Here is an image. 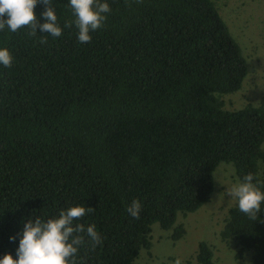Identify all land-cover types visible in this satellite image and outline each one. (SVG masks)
<instances>
[{
  "label": "trees",
  "instance_id": "1",
  "mask_svg": "<svg viewBox=\"0 0 264 264\" xmlns=\"http://www.w3.org/2000/svg\"><path fill=\"white\" fill-rule=\"evenodd\" d=\"M108 3L87 43L67 0L52 5L59 37L0 31L13 56L0 67V256L15 255L19 237L9 236L29 217L81 205L92 211L73 224H94L102 240L85 238L76 264H137L154 224L183 237L179 214L209 203L220 164L238 180L251 173L264 191V101L225 108L248 61L215 2ZM43 10L34 9L41 23ZM133 200L139 218L127 212ZM222 237L264 264V203L254 217L231 208ZM196 260L215 264L212 247L199 243Z\"/></svg>",
  "mask_w": 264,
  "mask_h": 264
},
{
  "label": "clouds",
  "instance_id": "2",
  "mask_svg": "<svg viewBox=\"0 0 264 264\" xmlns=\"http://www.w3.org/2000/svg\"><path fill=\"white\" fill-rule=\"evenodd\" d=\"M54 0H0V31L16 32L22 27L31 28V34L46 33L53 38L62 35V26L58 22V14L52 6ZM37 4H43L40 13L44 22H39L34 11ZM76 28V39L79 43L91 40L90 33L99 29L111 11L108 0H67ZM65 22L63 27H69ZM43 42V41H42ZM13 56L7 47L0 46V67H11ZM231 199L236 201L238 209L254 217L261 212L264 203V191L254 182L251 173L245 174L228 191ZM141 204L133 200L127 207L128 214L139 218ZM92 211L91 207L81 205L60 209L55 216L29 217L19 233L9 236L10 241H16L18 246L15 255L6 253L0 256V264H76V253L88 242L93 246L101 243L102 237L94 224L85 226L73 221ZM176 264H180L177 260Z\"/></svg>",
  "mask_w": 264,
  "mask_h": 264
},
{
  "label": "rangeland",
  "instance_id": "3",
  "mask_svg": "<svg viewBox=\"0 0 264 264\" xmlns=\"http://www.w3.org/2000/svg\"><path fill=\"white\" fill-rule=\"evenodd\" d=\"M232 37L248 61V75L239 92L224 96L225 108L236 110L264 101V0H213ZM215 188L209 203L194 213L179 214L177 225L184 235L171 240V231L159 224L152 227V247L143 249L137 264H198L199 243L209 244L215 264H251V254L240 255V246L233 239H224L222 232L228 212L236 206L228 191L238 181L232 165L220 164L214 173Z\"/></svg>",
  "mask_w": 264,
  "mask_h": 264
}]
</instances>
